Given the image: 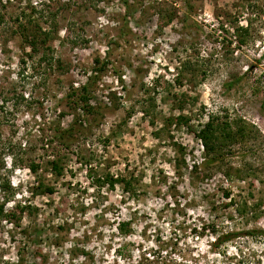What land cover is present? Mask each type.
<instances>
[{"label": "rangeland", "instance_id": "374dc122", "mask_svg": "<svg viewBox=\"0 0 264 264\" xmlns=\"http://www.w3.org/2000/svg\"><path fill=\"white\" fill-rule=\"evenodd\" d=\"M22 12L51 29L63 71L16 32ZM96 58L101 114L67 149L51 137ZM222 113L254 124L258 149L195 170L194 132ZM1 164L12 188L0 182V264H264V237L215 244L213 233L264 227V0H0ZM243 164L255 174H222ZM105 174L132 185L97 183Z\"/></svg>", "mask_w": 264, "mask_h": 264}, {"label": "trees", "instance_id": "16d2710c", "mask_svg": "<svg viewBox=\"0 0 264 264\" xmlns=\"http://www.w3.org/2000/svg\"><path fill=\"white\" fill-rule=\"evenodd\" d=\"M126 7L128 9L129 5L126 3ZM30 11H34L33 7ZM128 13V11H127ZM25 13L22 12L19 17L15 19L17 33H20L23 40L30 47L31 53H39L42 52L41 58L45 61L49 67L57 66L59 71H63V63L59 58L54 59L51 56L52 46L50 44L51 38V29L50 28H42L38 22L36 21L33 26H29L26 24ZM31 56V54H28ZM95 66L92 68L93 71L89 75H87L84 82L79 84L77 87L72 86L71 89L66 93L65 100L68 103L70 109L71 119L66 126H61L57 123L55 126L53 135L51 137L52 140H58L61 145L65 148H71L72 144L76 141V139L85 134L86 129L88 127L86 122V116L88 114H93L95 117L99 110L93 104L92 101V83L96 81L97 77L103 72L104 67L106 66L105 61H99L98 58L95 60ZM239 82V79L228 81L225 86L226 89L232 88ZM73 98V100H72ZM71 100V101H70ZM101 114V112H99ZM99 115V114H98ZM97 119V117H95ZM196 138L200 141L202 147V158L199 163H193V169L197 170L200 168L204 173L210 172L209 170L212 168L220 167L224 164L225 160L229 157L234 156L235 149L239 146L246 147L245 151L242 153H256L257 149H253L249 146V142L256 139L259 135H261L260 130L252 123L246 121L244 118L240 116L231 117L227 113L225 114H209L207 120L200 126V128L194 132ZM263 137V134L261 135ZM51 142V141H50ZM6 147V146H5ZM3 147L2 151L4 153H10L5 151H10L9 147ZM7 149V150H4ZM241 153V154H242ZM243 155V154H242ZM246 164V163H245ZM243 166L239 169H235L233 172L229 167L225 171H222V174L227 179H232L234 177H247L249 175H254L255 172L251 168V166ZM51 169L55 174L61 175L63 171V165L61 164V157H56L55 159L50 161ZM5 169L4 165L1 164L0 169ZM29 169L32 172L37 171V165L30 164ZM0 172V182L4 184L7 190L11 189L10 182L4 178ZM97 183L101 184L104 182L109 183L110 186H113L115 183H122L124 189H129L132 185L130 180L123 179L122 177H111L108 174H105V177L102 179H97ZM98 184V185H99ZM53 191L52 187H45L43 192L51 193ZM223 195L226 198H229V203L234 202L231 197L230 191H223ZM232 205V204H229ZM238 205V204H237ZM257 206L252 207V210L255 211L260 207V203H256ZM251 209L247 202L245 201L240 207L236 208L239 215H245L247 210ZM253 215V214H252ZM256 218L257 216H252L251 218ZM128 220L121 221L117 225V229L121 231L122 234L128 232L129 226ZM215 234L214 241L215 244H222L227 241H231L237 237H264V227H255L249 229H239V230H226L225 232L217 233L213 231ZM149 254H153V256L157 255V251L150 252ZM147 260V258H143V260ZM143 260L137 261L136 264H143ZM155 260V259H154ZM151 261L150 263H152ZM156 262V260H155Z\"/></svg>", "mask_w": 264, "mask_h": 264}]
</instances>
